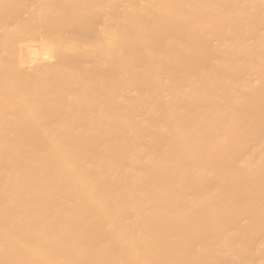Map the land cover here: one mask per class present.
Returning <instances> with one entry per match:
<instances>
[{"label":"bare ground","instance_id":"obj_1","mask_svg":"<svg viewBox=\"0 0 264 264\" xmlns=\"http://www.w3.org/2000/svg\"><path fill=\"white\" fill-rule=\"evenodd\" d=\"M0 264H264V0H0Z\"/></svg>","mask_w":264,"mask_h":264}]
</instances>
